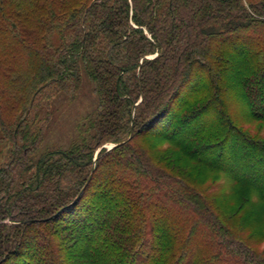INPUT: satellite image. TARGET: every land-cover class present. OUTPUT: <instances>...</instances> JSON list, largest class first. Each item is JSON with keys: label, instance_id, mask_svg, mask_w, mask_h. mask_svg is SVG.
Here are the masks:
<instances>
[{"label": "trees", "instance_id": "16d2710c", "mask_svg": "<svg viewBox=\"0 0 264 264\" xmlns=\"http://www.w3.org/2000/svg\"><path fill=\"white\" fill-rule=\"evenodd\" d=\"M74 26L80 29V41L61 60L70 63L69 70L51 77L55 72L45 66L39 91L79 78L80 62L86 61L85 70L108 102V111L101 115L105 130L112 132L114 125L122 123L129 132L127 139L117 143L122 145L106 151L97 162L113 158L127 172L125 176L105 172L95 186L97 164L88 175L92 174L89 185L70 205L89 179L73 187L66 182L74 173L73 158L64 153L43 157L33 178L17 191L9 190L6 202H0V221L8 219L3 227L16 230L13 236L0 231V264H61L57 262L60 250L70 253L71 264H103L110 258L114 264H124V259H130L126 242L138 240L146 230L153 234L146 264H216L228 255L234 260L231 264H264L231 231L235 219L217 214L214 204L182 180L157 171L149 151L134 143L138 138L143 143L165 138L171 141V149L183 150L193 164L230 175L231 187L253 183L264 190L260 166L264 164V141L255 142L239 132L231 114L233 108L245 107L247 117L264 124V1L247 7L243 0H94ZM205 73L209 76L201 84ZM202 94V103L190 106ZM139 98V112L133 118L131 111L138 107ZM212 107L219 127L211 153V145L197 144V140L211 137L207 109ZM21 124L16 138L21 135ZM25 152L19 161L29 171L30 149ZM161 174L164 178L158 179ZM166 185L173 188L167 190ZM3 187L1 183L0 191ZM257 193L264 201L263 194ZM161 194L197 215L188 229L179 225L177 217L167 215ZM19 211L22 216L17 219ZM202 223L219 230V236H213L219 249L212 248V255L194 249L193 237ZM41 235L48 239V246L30 247V241ZM255 236V241L264 242V234L252 235L250 241ZM3 237L7 246L2 248ZM118 250L122 254L117 257ZM23 254L31 259L18 262ZM137 254L132 260H142Z\"/></svg>", "mask_w": 264, "mask_h": 264}, {"label": "rangeland", "instance_id": "374dc122", "mask_svg": "<svg viewBox=\"0 0 264 264\" xmlns=\"http://www.w3.org/2000/svg\"><path fill=\"white\" fill-rule=\"evenodd\" d=\"M93 1L0 0V184L6 186L0 191V202H6L9 190L15 192L25 181L32 179L36 164L48 154H53L54 158H57L60 153H64L73 158L74 173L66 182H70V185L72 183L73 187L83 185L92 176L88 175L96 168L97 159L109 148L128 138V127L122 123L114 125L112 132L105 130V122L101 115L108 111L106 108L108 102L103 99L97 81H94L85 70L86 61L80 62L79 78L75 76L65 79L64 85L39 91V82L45 73V66L48 72H55L51 77L65 74L69 70L70 63H63L61 60L68 53L71 45L80 41V29L74 25L77 17L82 16L84 10ZM261 1L264 0H243V3L249 7ZM75 11H78L80 15H77ZM147 34L150 36L148 32ZM156 56L155 53L149 58L153 59ZM208 76L209 74L205 73L200 83L204 84ZM204 96L205 94H202L194 98L190 106L201 104L200 99ZM141 101L142 99L139 98L136 104L138 107L132 108L133 118L139 112ZM240 108L239 106L231 110L232 121L239 128V132L248 134L255 142H263V122L253 121L246 116V108L243 107V110ZM207 110L208 132L211 137L203 136L197 140V144L211 145L212 153L215 150L212 146H216L214 140L217 138L216 142L218 141V136L215 134L218 133L219 126L218 122L215 124L217 116L214 107ZM21 122V135L16 138V129L18 130ZM177 136L172 138H178ZM143 140V138H138L134 143L149 151L152 164L157 171L168 173L173 179L182 180L207 202L214 204L217 214L224 213L235 219L237 222L234 221V224L229 226L231 231L239 234L241 236L240 239L238 238L239 241L244 240L250 250L252 248L257 256L264 260V242L255 241L256 236L251 241L249 239L252 235L261 237L264 234V201L257 193L260 192L264 196V190L253 187V183H237L231 187L230 175L223 174L210 166L193 164L182 154V149L180 151L170 148V140L160 138L157 141L144 143ZM28 148L30 149V163L26 166L30 169L25 171L19 160ZM191 148H189L190 151ZM260 166H263L264 170V164L261 163ZM110 171L120 176L121 174L125 176L127 172L116 163L115 159L103 160L98 164L97 171H94L97 178L93 185L100 184L102 175ZM163 174L157 178H164ZM152 187L158 190L157 185ZM170 188H173L172 185H166L167 190ZM167 197H164V194L159 197L169 212L167 215L177 217L179 225L186 226L188 229L192 224V218L197 215L182 210L174 204L175 201ZM15 200V198L12 199V201ZM15 216L17 219L20 218L22 211L17 212ZM7 220L0 221V231L3 230V235L13 236L15 229L3 227ZM11 220L14 219L11 218ZM213 230L203 223L200 224L193 237L195 250L207 255L218 251V243L213 241V236H219L217 233L219 230L216 229L214 232ZM145 233L148 234L145 235ZM222 233L224 234L225 230ZM41 236L40 239L30 241V247L33 249L42 245L47 247L48 239ZM224 238L230 240L232 237L224 235ZM126 243L125 249L129 251L130 259L129 262L124 259V264H146L147 257L150 256L153 248L151 230L144 231L138 240H128ZM59 244L62 247L66 246L64 241ZM1 245L2 248L6 245L5 237L2 238ZM212 248L216 250L212 252ZM190 249L194 250L193 247ZM61 252L60 250L58 254L60 257L57 255V262L71 264L70 253ZM137 253L141 254L142 260H132L131 257ZM121 254L122 251L118 250L116 256ZM30 256L23 254L18 262L31 259ZM45 258L47 259L46 256ZM223 259V261H217L216 264L234 262L229 255ZM102 262L103 264H114L112 258ZM170 262L174 264L173 261ZM237 263L238 261L235 262ZM31 264L36 263L31 262Z\"/></svg>", "mask_w": 264, "mask_h": 264}, {"label": "water", "instance_id": "95a60500", "mask_svg": "<svg viewBox=\"0 0 264 264\" xmlns=\"http://www.w3.org/2000/svg\"><path fill=\"white\" fill-rule=\"evenodd\" d=\"M120 145H122V144H118V145H114V146H112L111 148H109V149L107 150V153L110 152V151H112L113 149L119 147ZM94 171H95V168L92 170V174L94 173ZM92 174H91V175H92ZM90 181H91V177L89 178L87 184L85 185V187L83 188V190L81 191V193L78 195V197H77V198H76V199H75L70 205H73V204H74V203L80 198V196L83 194V192L85 191V189H86L87 186L89 185ZM65 209H66V208L63 207V208L60 209V210H59L54 216L59 215V214L62 213ZM30 222H32V221H28V222H26V223H30ZM33 222H35V221H33Z\"/></svg>", "mask_w": 264, "mask_h": 264}]
</instances>
